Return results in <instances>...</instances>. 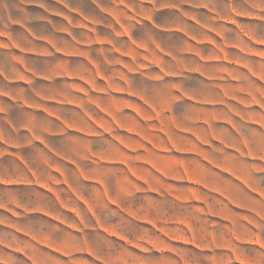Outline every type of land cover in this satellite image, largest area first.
<instances>
[{
    "label": "rangeland",
    "instance_id": "1",
    "mask_svg": "<svg viewBox=\"0 0 264 264\" xmlns=\"http://www.w3.org/2000/svg\"><path fill=\"white\" fill-rule=\"evenodd\" d=\"M89 1L0 0V264H264V0Z\"/></svg>",
    "mask_w": 264,
    "mask_h": 264
},
{
    "label": "crops",
    "instance_id": "2",
    "mask_svg": "<svg viewBox=\"0 0 264 264\" xmlns=\"http://www.w3.org/2000/svg\"><path fill=\"white\" fill-rule=\"evenodd\" d=\"M12 3H15L16 0H10ZM27 3L35 4L38 2L43 3H49L48 11L53 14L60 15L62 18H65L66 20L72 19L74 17V13L71 14L70 11L76 12L79 14V16H76V19L80 20V16H84L85 7L84 5L89 4L90 1L88 0H22ZM50 5H54L55 7H58L57 9L53 7V9H50Z\"/></svg>",
    "mask_w": 264,
    "mask_h": 264
}]
</instances>
